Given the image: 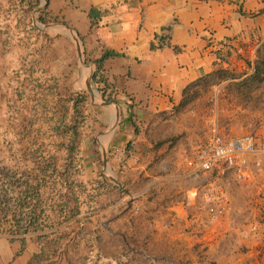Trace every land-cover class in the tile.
<instances>
[{
    "label": "crops",
    "instance_id": "0c3cea01",
    "mask_svg": "<svg viewBox=\"0 0 264 264\" xmlns=\"http://www.w3.org/2000/svg\"><path fill=\"white\" fill-rule=\"evenodd\" d=\"M156 33L169 44L151 47ZM227 39V66L249 73L264 0H0V264H232L218 236L244 241L237 203L250 205L228 188L225 214L195 233L210 172L184 161L211 122L226 129L206 100L227 80L175 108ZM106 49L122 54L97 61ZM111 98L113 128V106L96 103Z\"/></svg>",
    "mask_w": 264,
    "mask_h": 264
},
{
    "label": "built area",
    "instance_id": "2783aa9c",
    "mask_svg": "<svg viewBox=\"0 0 264 264\" xmlns=\"http://www.w3.org/2000/svg\"><path fill=\"white\" fill-rule=\"evenodd\" d=\"M252 70L253 66L249 72ZM241 129L229 133L218 122H211L203 140L184 157L192 173L216 172L204 187L205 203L197 211L196 227L205 228L225 214L231 180L258 182L264 167V113L247 117Z\"/></svg>",
    "mask_w": 264,
    "mask_h": 264
},
{
    "label": "rangeland",
    "instance_id": "374dc122",
    "mask_svg": "<svg viewBox=\"0 0 264 264\" xmlns=\"http://www.w3.org/2000/svg\"><path fill=\"white\" fill-rule=\"evenodd\" d=\"M231 70L235 71L234 68H232ZM247 71L248 69L235 72L243 73L245 75L248 74ZM224 80L227 81L225 82V84L223 83L216 89V93L212 91L209 93L206 103L208 105L215 103L218 107H221V110L225 114L224 116H222L223 121L221 122L225 126V130L227 132L239 133L240 131H242L241 126L243 125L247 117L252 114H258L260 112L264 113V81L252 85L249 90L239 91L232 85V81H229V79ZM236 106H239V108H237V110H234ZM242 109L244 111L240 114V119L238 121V123L240 124L237 125L236 128L234 127L236 124L228 126L227 124L229 118L233 117V115L239 116L238 111ZM262 182L264 183V181H262L259 176L258 182H255L254 184L252 182L242 183V181L235 180H231L230 184H228V188L231 190L232 188H240L241 194L238 198L242 199L244 206L250 205V207L244 208V210H242L240 203H237V210L235 208V210L239 213L235 220V222L239 225V230H236L234 232L236 234L242 235L244 241H239L235 245L230 246L231 244L229 245V242H233V240H231V237L233 235H228L226 237V235L229 234L230 230L225 229H222L221 234L218 236L224 237L223 242H225V244L221 243V245L224 247L223 250L234 247L232 250H230L228 253L226 252L225 254L237 252V254L230 259V262L232 264H264V239L252 240L249 236V231H251V228L253 227L251 223H253L258 217L264 218V184L262 185ZM221 220L225 221L226 215ZM212 224L213 223L207 225L205 228L195 227V233L199 235L204 234L206 228H209L210 226H212ZM235 236L236 235H234L233 237ZM248 239L260 242V244L257 243L249 245V243L247 242ZM198 245L200 246L201 243ZM201 248L202 247L200 246L199 250H201ZM177 262L180 263L181 261L178 260ZM228 262L229 261H227V263ZM208 264H211V262ZM214 264L226 263H224L223 261L214 260Z\"/></svg>",
    "mask_w": 264,
    "mask_h": 264
},
{
    "label": "trees",
    "instance_id": "16d2710c",
    "mask_svg": "<svg viewBox=\"0 0 264 264\" xmlns=\"http://www.w3.org/2000/svg\"><path fill=\"white\" fill-rule=\"evenodd\" d=\"M91 17L96 18V11L95 8H91L90 10ZM156 41H151V47H160L163 45L169 44L168 37L163 35L162 33L155 34ZM232 44L227 40H220L217 43V47L215 48V55L216 59L212 64L211 69L204 71L201 70L198 77L189 81L182 89L181 99L179 100L178 104L175 108H181L185 106L189 101L195 98L202 89L207 88L211 84L215 82H219L224 79H229L232 81V85L239 91L249 90L250 87L254 84L260 83L264 81V40L256 49V57L253 61V70L248 74L237 73L231 70L227 66V58L232 52ZM122 54L119 51L106 49L102 52L100 57L97 61H102L105 57L110 55H120ZM92 83L97 89L101 90V94L103 98H110V96H106L104 91L102 90L103 87L99 85L100 82L103 81L101 77H97L96 70L93 72L92 76ZM216 176V172L212 170L209 173L208 179L212 180ZM249 236L252 240H263L264 239V218L258 217L253 222V227L251 231H249Z\"/></svg>",
    "mask_w": 264,
    "mask_h": 264
},
{
    "label": "water",
    "instance_id": "95a60500",
    "mask_svg": "<svg viewBox=\"0 0 264 264\" xmlns=\"http://www.w3.org/2000/svg\"><path fill=\"white\" fill-rule=\"evenodd\" d=\"M46 1L47 0H45V3H46ZM61 24H63L70 31L71 36H72L73 41H74L75 46H76V50H77V54L79 56V60L82 63H85V61L83 59V55H82L81 42H80L79 35L77 33H72L71 32V28L67 24H65V23H61ZM90 75H91V73L86 78V84L88 86L89 91L91 93H93V88H92V86L90 84ZM96 103H99V104H111L113 106V108H114V122H113V124L111 126V128H113L117 124V122L119 120V109H118V105H117V100L115 98H111V99H100V100L96 101ZM106 157H107V149H106V147H103L102 148V158H103V161L104 162H106ZM111 177L113 179H115L113 176H111Z\"/></svg>",
    "mask_w": 264,
    "mask_h": 264
},
{
    "label": "bare ground",
    "instance_id": "6f19581e",
    "mask_svg": "<svg viewBox=\"0 0 264 264\" xmlns=\"http://www.w3.org/2000/svg\"><path fill=\"white\" fill-rule=\"evenodd\" d=\"M114 120V119H113Z\"/></svg>",
    "mask_w": 264,
    "mask_h": 264
}]
</instances>
